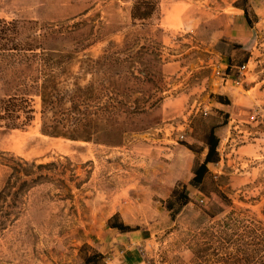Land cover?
I'll return each mask as SVG.
<instances>
[{"label": "rangeland", "instance_id": "obj_1", "mask_svg": "<svg viewBox=\"0 0 264 264\" xmlns=\"http://www.w3.org/2000/svg\"><path fill=\"white\" fill-rule=\"evenodd\" d=\"M136 1L0 0V19L62 31L48 44L61 64L49 77L63 93L51 112L81 120L46 119L66 134H43L32 92V121L0 123V189L14 161L51 163L0 226V264H83L112 240L131 252L130 264L264 258V0H150L153 13L133 19ZM227 65L226 81L218 72ZM12 78L0 59V97ZM211 125L218 161L200 188L192 171ZM111 214L136 230L111 235ZM117 253H102L104 263L119 264Z\"/></svg>", "mask_w": 264, "mask_h": 264}, {"label": "trees", "instance_id": "obj_2", "mask_svg": "<svg viewBox=\"0 0 264 264\" xmlns=\"http://www.w3.org/2000/svg\"><path fill=\"white\" fill-rule=\"evenodd\" d=\"M240 8L244 12L243 15L247 24L250 25L251 21L247 8L243 6H240ZM154 10L155 5L150 0H137L132 6L131 16L133 19H146ZM28 23L0 19V59L4 63V67L10 70L13 77L7 82L12 86L11 92L0 97V123L6 128H16L27 125L32 121L34 109L29 95L33 92L41 99L42 127L40 131L43 134L52 136L65 135L66 133H62L57 129L53 130L51 127L49 129L46 124V119L57 123L70 121L73 124H78L81 121L74 113L54 115L51 112L54 105H57L63 99V93L58 91L56 78L52 75L49 77L54 70L53 68H58L61 64H59V59L53 62L54 60L49 53L57 51V49L48 44L51 40L57 39L62 31L45 23L46 27L39 26L38 28L32 27L31 23L28 26ZM230 67L228 65L226 72L230 70ZM214 98L221 104H230V100L226 95L217 94ZM73 103L76 104L77 100ZM50 112L52 115L48 117L47 114ZM214 129L215 125L208 127L206 135L202 139L207 147V152L204 160L198 163L192 171L191 182L200 188H202L207 173V163L218 161L217 146L219 139ZM68 136L73 139L77 137L73 134ZM50 164L36 165L34 162L28 163L20 159L8 166L11 171L10 175H8L0 189V202L3 201L0 208L1 210L5 208L1 214L2 217H0L2 218L0 221L1 227L6 224V220H12L7 217L10 216L9 210L20 208V198L25 191L46 178V174H42L41 170L48 168ZM8 196L11 197L10 200H7ZM166 207L170 210L172 208L170 203H166ZM179 210L180 205L176 207L173 213L176 214ZM107 225L120 232L136 230V227H131L122 221H116L113 217L108 220ZM104 259L105 256L96 250L82 256L83 264H105ZM255 264H264V258L259 259Z\"/></svg>", "mask_w": 264, "mask_h": 264}, {"label": "crops", "instance_id": "obj_3", "mask_svg": "<svg viewBox=\"0 0 264 264\" xmlns=\"http://www.w3.org/2000/svg\"><path fill=\"white\" fill-rule=\"evenodd\" d=\"M208 164V163H207ZM114 214H111L109 215L108 217V220L113 216ZM108 222V221H107ZM106 229L109 230L111 233V235L115 234V233H118L117 235L118 236H128V234L130 232H120L118 231L117 229H114V228H110L108 227V225L106 224ZM101 243V242H100ZM98 250L101 252V253H104L106 251H113L114 252V255H115V251L118 252L117 253V256L118 257V260H116L119 264H130L128 259L130 256H131V252H129V250L127 249H122L121 248V245L118 243V241H113L112 242H109V243H101L98 247ZM140 263V260H138V257H135L134 260L132 261L131 264H138Z\"/></svg>", "mask_w": 264, "mask_h": 264}, {"label": "built area", "instance_id": "obj_4", "mask_svg": "<svg viewBox=\"0 0 264 264\" xmlns=\"http://www.w3.org/2000/svg\"><path fill=\"white\" fill-rule=\"evenodd\" d=\"M227 67H228V65L225 66V67H221L220 70H219V72H218V73L221 74L220 76H221L222 79L225 77L226 81H227L228 78H229V74L226 73V71H227ZM235 68H236L235 71H236L239 75H241V74L244 73V70H245V68H246V64H245V63H242L241 65H239V66H237V67H235ZM238 81H239V79H235V80H234L235 83H238ZM204 114H205V112H204ZM198 201H199L200 204H204V203H205V198L200 197V198L198 199Z\"/></svg>", "mask_w": 264, "mask_h": 264}, {"label": "bare ground", "instance_id": "obj_5", "mask_svg": "<svg viewBox=\"0 0 264 264\" xmlns=\"http://www.w3.org/2000/svg\"><path fill=\"white\" fill-rule=\"evenodd\" d=\"M16 138V137H15Z\"/></svg>", "mask_w": 264, "mask_h": 264}]
</instances>
